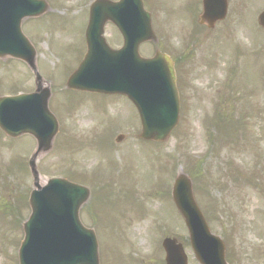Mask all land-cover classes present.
Returning a JSON list of instances; mask_svg holds the SVG:
<instances>
[{
    "label": "rangeland",
    "instance_id": "rangeland-1",
    "mask_svg": "<svg viewBox=\"0 0 264 264\" xmlns=\"http://www.w3.org/2000/svg\"><path fill=\"white\" fill-rule=\"evenodd\" d=\"M93 1L48 0L50 13L23 25L60 122L55 149L38 162L42 182L62 177L92 190L81 217L96 231L102 264H165L167 237L183 245L188 264H199L171 198L182 171L228 264H264V29L257 21L264 0H229L226 20L213 30L199 24L202 0H143L159 45L145 44L141 54L159 49L175 61L181 97L180 124L164 144L138 139L140 118L125 97L66 90L85 55ZM105 30L120 48L117 29ZM34 90L24 63L0 61V96ZM35 146L32 137L11 140L0 131V264H19Z\"/></svg>",
    "mask_w": 264,
    "mask_h": 264
},
{
    "label": "water",
    "instance_id": "water-1",
    "mask_svg": "<svg viewBox=\"0 0 264 264\" xmlns=\"http://www.w3.org/2000/svg\"><path fill=\"white\" fill-rule=\"evenodd\" d=\"M49 9L45 0H0V60H21L36 78L34 93L0 98V129L11 138L30 135L37 142L29 162L34 186L29 198L31 215L23 225L25 238L19 264H101L96 234L80 220V211L90 200V190L66 179L42 184L38 170L40 158L54 149L59 123L49 108L51 87L39 74L37 52L23 34L22 24L28 18L43 16ZM227 12V0H203L200 24L212 29L226 18ZM108 22L123 35L121 50L111 49L103 37ZM259 25L264 27V12ZM86 40L87 55L69 78L67 89L127 97L141 118L139 138L168 141L180 120L176 73L172 59L159 50L151 59L139 53L143 43H158L143 1L97 0L91 7ZM172 197L200 264H228L226 246L211 233L196 203L192 181L184 173L178 175ZM163 247L166 264H188L183 246L176 239H166Z\"/></svg>",
    "mask_w": 264,
    "mask_h": 264
}]
</instances>
